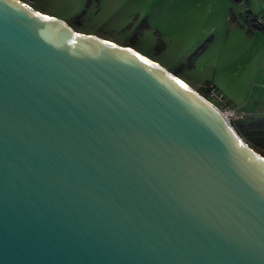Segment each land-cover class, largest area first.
Returning a JSON list of instances; mask_svg holds the SVG:
<instances>
[{
	"label": "water",
	"instance_id": "1",
	"mask_svg": "<svg viewBox=\"0 0 264 264\" xmlns=\"http://www.w3.org/2000/svg\"><path fill=\"white\" fill-rule=\"evenodd\" d=\"M37 13L0 0V264H264V155L161 65Z\"/></svg>",
	"mask_w": 264,
	"mask_h": 264
},
{
	"label": "rangeland",
	"instance_id": "2",
	"mask_svg": "<svg viewBox=\"0 0 264 264\" xmlns=\"http://www.w3.org/2000/svg\"><path fill=\"white\" fill-rule=\"evenodd\" d=\"M27 3V0H23ZM39 10L55 16L80 32L96 34L103 38L111 39L118 44H132L147 55L156 58L168 68L175 69L180 75L193 78L190 80L201 93L207 97L220 110L227 112V118L237 131L239 136L255 151L264 155V102L259 103L254 96H249L246 88L244 99L247 105L238 104L243 94H223L216 90L217 94L224 95L219 98L213 94L206 85V71L199 68V64H189L190 54L195 49H185L187 36L198 30L199 25L204 23L207 8L214 7V0H29ZM237 14L239 10L244 13L245 3L243 0H230L228 4ZM190 10L192 23L188 26L180 23L175 25L173 20L181 19L182 12ZM175 12L174 14H172ZM262 29V28H261ZM263 30V29H262ZM264 31V30H263ZM213 33V32H212ZM110 40V41H111ZM216 43L209 49L211 58H214L218 48L227 47L224 41ZM186 42V43H185ZM229 45V49H231ZM234 48L242 49L244 53L239 60L228 67V80L234 86L242 89L240 84L244 69L246 70L253 62L252 56L259 54L258 63L262 56V46L257 42L252 49L242 40L238 44L234 42ZM255 51V53H253ZM259 51V53H258ZM200 59V58H199ZM198 59V60H199ZM213 68L210 69L212 72ZM247 73V72H246ZM200 82V85L195 83ZM205 86L203 87V85ZM256 101V102H255ZM238 105V106H236ZM233 106L235 108H233ZM238 107V109H236ZM249 110V111H248ZM244 115V116H243ZM256 124H258L256 126ZM260 124V126H259Z\"/></svg>",
	"mask_w": 264,
	"mask_h": 264
},
{
	"label": "crops",
	"instance_id": "3",
	"mask_svg": "<svg viewBox=\"0 0 264 264\" xmlns=\"http://www.w3.org/2000/svg\"><path fill=\"white\" fill-rule=\"evenodd\" d=\"M229 1L230 0H214V7L207 8V11L205 13L206 15L204 16L205 22L199 25L198 30H195L193 33L187 36L188 41L186 40L187 44L185 45V49L187 48L188 50L192 51L195 49V51L190 54L189 60L187 62L193 65L198 63L199 65H196H198L201 70L206 71V85L208 84L209 86H213L215 89L223 92V94L231 92L227 89L232 90L231 94H233L234 90L238 91L237 94L239 95L243 94V98L240 97V100H238L239 105H247L248 103V100L246 98L244 99V94L247 95V93H245L246 88L249 89V96H254L256 101L259 99V103H263L264 31L250 20V16L260 11L261 2H263L264 0H243L246 6L244 9V13L239 10L238 14L233 11L232 8L228 7ZM30 2L31 1L27 0L28 5H30L35 10L41 13H45V11L39 10L38 8L34 7ZM174 13L175 12H173L172 14ZM182 17V20L176 19L173 20V23H176L175 25H179L180 23H182L183 25L189 27L193 19L191 11L187 10L185 11V13L182 12ZM105 39H107L108 41L111 40L108 38ZM218 40H221L220 42L224 41L223 46L230 42L229 45L232 46L231 49L234 48V42L235 44H238L239 40H242L245 43L248 41L250 49H252L257 42L259 43V48L260 46H262V56L260 62L258 63L257 60L259 54L253 55L252 59L255 62H253V64H251L246 70L244 69V72L241 75V90H239V88L235 86L231 88L233 85L228 80V67L235 61L239 60V58L244 53L242 52V49L238 47L237 50L233 49V52H231V49L227 50L229 49V45H227L226 48H218V52L215 54L214 58H211L210 48L213 46L214 43H216V46L218 44ZM123 45L130 46L132 49H134L141 55H144L153 62H156L157 64L161 65L169 72H171L175 77H177L178 80L183 81L184 84L188 85L190 88L200 93L199 90L192 83H190V80H192L193 78L187 77V80L185 77L180 75L175 69L168 68L161 61L147 55L146 53L134 47L132 44ZM253 53H255V51ZM211 68H213L212 72H210ZM195 83L200 85V82ZM204 86L205 84L203 85V87ZM204 88L208 89L209 87L207 86ZM233 108L235 107L233 106ZM236 109H238V107ZM257 125L258 124H256V126Z\"/></svg>",
	"mask_w": 264,
	"mask_h": 264
},
{
	"label": "built area",
	"instance_id": "4",
	"mask_svg": "<svg viewBox=\"0 0 264 264\" xmlns=\"http://www.w3.org/2000/svg\"><path fill=\"white\" fill-rule=\"evenodd\" d=\"M250 20L256 25V26H258V27H260V28H262L263 30H264V1L263 2H261V6H260V11L258 12V13H256V14H254V15H251L250 16ZM209 90L213 93V94H215V95H217L219 98H221L222 97V95L221 94H217L216 93V90H215V88L213 87V86H210L209 87ZM205 97V96H204ZM207 100H209L207 97H205ZM210 101V100H209ZM211 102V101H210ZM211 103H213V102H211ZM214 104V103H213ZM222 111V110H221ZM223 113L225 112V111H222Z\"/></svg>",
	"mask_w": 264,
	"mask_h": 264
},
{
	"label": "snow or ice",
	"instance_id": "5",
	"mask_svg": "<svg viewBox=\"0 0 264 264\" xmlns=\"http://www.w3.org/2000/svg\"><path fill=\"white\" fill-rule=\"evenodd\" d=\"M37 15H44L43 13H37ZM109 43H111L110 41H109ZM137 55H139V53H137ZM143 59H147L146 57H142ZM180 83H182L183 84V81H180ZM186 86V85H185ZM262 158H264V157H262Z\"/></svg>",
	"mask_w": 264,
	"mask_h": 264
},
{
	"label": "bare ground",
	"instance_id": "6",
	"mask_svg": "<svg viewBox=\"0 0 264 264\" xmlns=\"http://www.w3.org/2000/svg\"><path fill=\"white\" fill-rule=\"evenodd\" d=\"M110 42H112V41H110ZM184 84V83H183ZM203 96V95H202ZM223 115L225 116V117H227V115H229L227 112H224L223 113Z\"/></svg>",
	"mask_w": 264,
	"mask_h": 264
},
{
	"label": "trees",
	"instance_id": "7",
	"mask_svg": "<svg viewBox=\"0 0 264 264\" xmlns=\"http://www.w3.org/2000/svg\"><path fill=\"white\" fill-rule=\"evenodd\" d=\"M234 1V0H233Z\"/></svg>",
	"mask_w": 264,
	"mask_h": 264
}]
</instances>
